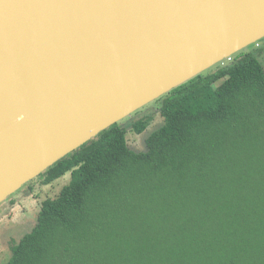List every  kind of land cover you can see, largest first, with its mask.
I'll return each mask as SVG.
<instances>
[{
  "label": "trees",
  "instance_id": "16d2710c",
  "mask_svg": "<svg viewBox=\"0 0 264 264\" xmlns=\"http://www.w3.org/2000/svg\"><path fill=\"white\" fill-rule=\"evenodd\" d=\"M156 102L144 152L127 136L150 119L120 122L35 179L71 176L6 264H264L263 64L233 57Z\"/></svg>",
  "mask_w": 264,
  "mask_h": 264
},
{
  "label": "water",
  "instance_id": "95a60500",
  "mask_svg": "<svg viewBox=\"0 0 264 264\" xmlns=\"http://www.w3.org/2000/svg\"><path fill=\"white\" fill-rule=\"evenodd\" d=\"M264 39V0H0V205Z\"/></svg>",
  "mask_w": 264,
  "mask_h": 264
},
{
  "label": "rangeland",
  "instance_id": "374dc122",
  "mask_svg": "<svg viewBox=\"0 0 264 264\" xmlns=\"http://www.w3.org/2000/svg\"><path fill=\"white\" fill-rule=\"evenodd\" d=\"M249 53L255 54L264 66V39L237 53L234 58L240 59ZM215 68L217 66L213 67V69ZM160 106L161 104L156 101L150 103L121 122L127 127L140 119H150V125L144 134L137 135L129 130L127 139L128 146L132 151L144 152L148 137L163 125L164 120L160 116ZM70 181V174L50 186H42L35 180L0 205V264H6L11 259L12 248L31 233L37 224L41 202L49 198H56Z\"/></svg>",
  "mask_w": 264,
  "mask_h": 264
},
{
  "label": "built area",
  "instance_id": "2783aa9c",
  "mask_svg": "<svg viewBox=\"0 0 264 264\" xmlns=\"http://www.w3.org/2000/svg\"><path fill=\"white\" fill-rule=\"evenodd\" d=\"M232 58H233V57H231V58H229V59H227V60L221 62V64L224 65V62H231V61H232Z\"/></svg>",
  "mask_w": 264,
  "mask_h": 264
}]
</instances>
